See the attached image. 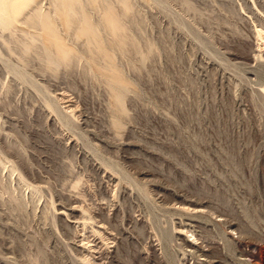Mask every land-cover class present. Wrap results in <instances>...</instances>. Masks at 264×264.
<instances>
[{
	"label": "rangeland",
	"instance_id": "1",
	"mask_svg": "<svg viewBox=\"0 0 264 264\" xmlns=\"http://www.w3.org/2000/svg\"><path fill=\"white\" fill-rule=\"evenodd\" d=\"M101 1L0 27V264H264V0Z\"/></svg>",
	"mask_w": 264,
	"mask_h": 264
},
{
	"label": "bare ground",
	"instance_id": "2",
	"mask_svg": "<svg viewBox=\"0 0 264 264\" xmlns=\"http://www.w3.org/2000/svg\"><path fill=\"white\" fill-rule=\"evenodd\" d=\"M83 1V0H82ZM101 1V0H100ZM104 1V0H103ZM103 1H101L102 3H103ZM119 1H121V0H119ZM153 1V0H152ZM35 2H36V0H0V27H2V28H4V29H6V28H11L12 27V25L14 26V24L16 25V22L18 21L17 20V18L20 16V15H23L22 14V8H24V6H26V7H28V6H30L31 7V5L33 4V6H34V4H35ZM54 2H56V3H58L59 5V8H58V6H56V10L55 11H57L56 13H55V15L53 16V17H51L52 15L50 14V13H41V12H39V11H35V10H39L38 8L37 9H35L34 11H33V13H34V15H32L30 18H29V22L30 23H32V24H34V23H40V24H42V25H46L49 29L46 31V32H44L41 36H42V38H43V41H44V48H45V50H46V52L47 53H50V54H52V55H55L54 53H57L60 49H62V45L64 44H62V42H61V44L59 45V44H57V43H55L53 40L54 39H52L51 37L54 35V34H57V32H58V25H60V26H62V28L64 27L65 28V30H67L66 32H69L68 30H71L72 31V29L70 28V26L71 25H73V24H76V27H77V24H80V25H82V26H84L85 28H83L82 26L80 27V28H82L84 31H82V29L81 30H79L80 28H78V30H79V32L81 31V33H79V32H77L78 34L77 35H75L74 34V36L73 35H71V37H75V39H74V41H77V40H83V38L82 37H84V34H85V38H86V40H87V37L89 36L90 37V35H88L87 33H90L91 35L93 34V30H94V28H95V26H93L94 28H92V26H91V28H88L87 29V33H84L86 30V28H87V25H89V22H90V19H88L89 17H88V15L86 16V14L84 15V13H86V12H84L83 13V10H85V9H83L84 7H85V5L86 4H89L88 6H95V4H96V2H98V0H87V2L84 4L83 2H81V0H54ZM105 2V1H104ZM123 2V1H122ZM125 2H127V1H125ZM124 2V3H125ZM147 2V1H146ZM100 3V2H99ZM99 3L98 4H96L97 6H99ZM129 3V2H128ZM162 3V2H161ZM101 4V3H100ZM104 4V3H103ZM150 4V3H149ZM22 5H24L21 9H20V7L22 6ZM54 5V4H53ZM63 5H64V7L66 6L67 8H65V9H63L64 7H63ZM123 4H121V6H122ZM125 5V4H124ZM108 6V5H107ZM159 6H161V5H159ZM29 7V8H30ZM96 7V6H95ZM91 8V10H92V7H90ZM99 8V7H98ZM109 9L110 8H112V7H108ZM108 8H107V10H108ZM67 9V10H66ZM190 9V8H189ZM95 11H97V9L95 8L94 9ZM106 10V9H105ZM104 10V11H105ZM113 8L112 9H110L109 11H107V13L106 14H104V16H102L103 15V13H101L102 15H101V19L102 18H104L103 19V21H101V19L99 20V21H101L102 23H103V25L105 26L104 28H107V29H111V28H113V27H115L116 26V23H117V21H116V19H118V18H116L115 16H114V14H113ZM124 10V9H123ZM133 10V9H132ZM87 11V10H86ZM131 11V10H130ZM129 9L128 8H125V15H128L129 14ZM131 12H133V11H131ZM32 13V14H33ZM31 14V13H30ZM116 15V14H115ZM27 16H28V14H27ZM27 16H25V18H27ZM22 17V16H21ZM20 17V18H21ZM86 17H88V18H86ZM122 17V16H121ZM124 17V16H123ZM20 18H18V19H20ZM123 19V18H122ZM87 20H89V22L87 21ZM28 20H26V22H27ZM99 24H101V23H99ZM90 25H91V23H90ZM90 25H89V27H90ZM36 26H37V24H36ZM75 26V25H74ZM97 27V26H96ZM13 28V27H12ZM99 28V27H98ZM102 28V27H101ZM117 28V27H116ZM60 29H61V27H60ZM76 29V28H75ZM90 29V30H89ZM93 29V30H92ZM106 29V30H107ZM61 30H63V29H61ZM74 30V29H73ZM104 30V29H103ZM102 30V31H103ZM115 30V29H114ZM66 32H64V33H66ZM73 32V31H72ZM76 32V31H75ZM82 32L84 33V34H82ZM96 32H98V31H96ZM113 32V31H112ZM60 33H61V31H60ZM63 33V34H64ZM99 33V32H98ZM28 34H30V33H28ZM68 34V33H67ZM69 34H71V33H69ZM68 34V35H69ZM73 34V33H72ZM113 34V33H112ZM259 34V33H258ZM263 34V33H262ZM59 35V33L57 34V36ZM65 35V34H64ZM88 35V36H87ZM94 35V37H95V33L93 34ZM96 35H97V33H96ZM107 35H109V34H107ZM32 36V35H31ZM39 36V35H38ZM70 36V35H69ZM68 36V38H70ZM99 36V37H98ZM97 36V38H99V40L98 39H96L95 38V40H98L97 42H96V44H95V46H96V48H97V50H99V52H100V50L101 51H105V50H102L103 48H105V46L103 45V47H102V43H101V36H100V34ZM88 37V38H89ZM41 38V39H42ZM84 38V39H85ZM103 38V37H102ZM72 39V38H71ZM77 39V40H76ZM90 39V38H89ZM93 36H92V38L89 40V41H86V42H90L91 40L93 41ZM91 43V42H90ZM89 43V44H90ZM103 43H104V40H103ZM111 43V42H110ZM66 44V43H65ZM64 44V45H65ZM89 44H87L88 46H89ZM93 45H94V42L92 43ZM90 45L91 47L93 46V45ZM63 45V47L66 49H68V47H67V45L66 46H64ZM94 47V46H93ZM33 47H32V45L29 43V45H26L25 46V50H30L31 51V49H32ZM90 48V47H89ZM89 48H87V49H89ZM95 48V47H94ZM65 49H62V51H64ZM66 49V50H67ZM70 49V48H69ZM68 49V50H69ZM91 49V48H90ZM66 50H65V53H66V55H73L74 56V51H72V49H70L71 50V52L70 53H68L67 54V52H66ZM93 50H91L90 52H92ZM96 51V50H95ZM69 52V51H68ZM73 52V53H72ZM98 52V53H99ZM47 53H45V54H47ZM60 53H62V52H60ZM101 53H103V52H101ZM262 54V53H261ZM57 55H58V53H57ZM75 56H76V53H75ZM74 56V57H75ZM68 57V56H67ZM67 57H65V58H67ZM64 57H63V55H62V57H61V59H63ZM70 58H73V57H71L70 56ZM93 58V57H92ZM147 58V57H146ZM145 58V59H146ZM61 59H59V60H61ZM107 59V58H106ZM144 59V58H143ZM52 61H53V59H52ZM55 61V60H54ZM67 61H69V58H68V60H61L60 62H58L57 63V65H65L66 66V62ZM56 62V61H55ZM70 62V61H69ZM107 62V61H106ZM91 63V62H90ZM108 63H109V67H111V69H113V67L112 66H110V65H113V63H112V61H108ZM89 64V63H88ZM107 64V63H106ZM95 68V67H94ZM116 68V67H115ZM57 69V68H56ZM16 72V71H15ZM18 74V73H17ZM97 74V73H96ZM19 75H21V74H19ZM117 75H119V73L117 74ZM23 76V75H22ZM121 79V78H120ZM29 80V79H28ZM110 81V83L111 84H113V83H115V82H117V80L115 79V80H112L111 81V79L109 80ZM119 82H121V80H118ZM113 82V83H112ZM109 83V84H110ZM110 84V85H111ZM119 84V83H118ZM121 84V83H120ZM119 84V85H120ZM122 85V84H121ZM113 86V85H112ZM111 86V87H112ZM264 89V88H263ZM119 91V90H118ZM126 94V93H125ZM120 96V95H119ZM125 96V95H124ZM121 97H123L122 96V94H121ZM117 98V97H116ZM124 99V98H123ZM118 101V100H117ZM116 101V102H117ZM115 102V103H116ZM114 166V165H113ZM196 240V239H195Z\"/></svg>",
	"mask_w": 264,
	"mask_h": 264
}]
</instances>
